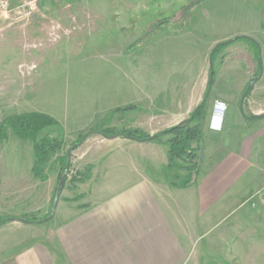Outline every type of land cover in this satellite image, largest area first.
Segmentation results:
<instances>
[{
  "label": "rangeland",
  "instance_id": "1",
  "mask_svg": "<svg viewBox=\"0 0 264 264\" xmlns=\"http://www.w3.org/2000/svg\"><path fill=\"white\" fill-rule=\"evenodd\" d=\"M2 1L8 5L3 7ZM245 33L250 39L236 40L247 37L240 35ZM226 42L231 44L214 56L215 82L230 102L239 100L251 79L260 76V50L262 76L244 109L249 116L263 115L264 0H43L32 14L14 0H0V124L10 116L41 113L63 131L61 149L36 177L34 143L11 128L0 129V258L23 250L33 239L58 234L61 213L80 196V185L94 166L96 176L105 170L107 176L126 173L124 165H113L141 149L123 137L94 133L80 143L82 136L108 130L160 133L151 130L160 125V108L170 109L176 87L193 80L216 46ZM129 107L134 110L124 111ZM207 108L205 103L202 119L192 124L202 141ZM252 124L260 125L262 134V201L255 215L264 239V118ZM175 137L161 139L171 142ZM76 144L80 146L73 150ZM64 158L69 170L53 219L5 223L7 218L42 221L51 216L67 169ZM153 162L147 161L148 171L158 173L160 166ZM174 165L182 184L190 164L177 159Z\"/></svg>",
  "mask_w": 264,
  "mask_h": 264
},
{
  "label": "crops",
  "instance_id": "2",
  "mask_svg": "<svg viewBox=\"0 0 264 264\" xmlns=\"http://www.w3.org/2000/svg\"><path fill=\"white\" fill-rule=\"evenodd\" d=\"M211 63L203 62L193 80L176 87L172 107L160 108V125L151 127L165 131L205 101L204 159L192 186H177L167 143L126 139L141 148L113 165H124L126 173L107 176L105 170L96 176L94 166L80 185V196L61 213L58 234L33 239L0 258V264H264L255 215L262 201V134L260 125L252 124L261 114L245 111L250 93L230 102L218 80L206 93ZM219 104L226 113L214 130L211 117ZM148 160L159 164L158 173H149Z\"/></svg>",
  "mask_w": 264,
  "mask_h": 264
},
{
  "label": "trees",
  "instance_id": "3",
  "mask_svg": "<svg viewBox=\"0 0 264 264\" xmlns=\"http://www.w3.org/2000/svg\"><path fill=\"white\" fill-rule=\"evenodd\" d=\"M250 39L248 37H238L236 40ZM252 40V39H251ZM257 49L260 47L256 42H253ZM231 42L221 43L211 54V61L214 64V56L216 52L225 46L230 45ZM215 82V72L213 68L210 73V81L208 83V91ZM207 91V92H208ZM134 110V108H127L124 111ZM118 111H123L118 109ZM205 113V101H203L192 113L189 119L182 123L167 129L163 132L157 133L156 135L150 136L138 130H123L122 132L116 133L112 130L91 132L80 138V143L90 137L91 134L99 133L105 137H123L129 140L156 142V143H167L170 146L169 150V168L175 167L174 162L177 159L182 160L186 164H190L188 169L189 172L187 179L182 184H177L179 187H190L192 186L198 177L200 166L204 159L203 141L200 135L199 128L192 127V124L202 119ZM11 128L14 132L22 139H29L34 143V150L36 154V161L33 168L34 175L39 177L41 175L43 167L49 162L51 156L61 149L63 144V131L60 124L51 116L41 113H25L22 115H14L8 117L2 124L0 129ZM169 134H176L173 141H163L161 138ZM52 135H57L51 138ZM197 143V147L193 148L192 144ZM68 164L66 159H61L62 166L67 167L69 165V156L67 155ZM28 222H34L29 220Z\"/></svg>",
  "mask_w": 264,
  "mask_h": 264
},
{
  "label": "water",
  "instance_id": "4",
  "mask_svg": "<svg viewBox=\"0 0 264 264\" xmlns=\"http://www.w3.org/2000/svg\"><path fill=\"white\" fill-rule=\"evenodd\" d=\"M260 56H261V52H260ZM260 65L262 67V62L260 61ZM211 66H212V63H211ZM262 76V68H261V73H260V76L259 77H254L253 79H251L250 83H249V86L244 94V96L246 97L249 93H251L253 90H254V87L255 85L258 83V81L260 80ZM257 118H264V114L257 117ZM114 138H117V136H114V137H110V139H114ZM140 142H146V141H140ZM80 146V144H76L72 149L73 150H76L78 147ZM68 170H69V166L67 167L61 181H60V184L57 188V191L55 193V197H54V201H53V207H52V211H51V216L47 219H44L42 221H34V222H28L26 220H23V219H15V218H7L4 220L5 223H10V222H14V221H20V222H24V223H46L50 220L53 219L55 213H56V210H57V207H58V204H59V201H60V197H61V194H62V191L64 189V186H65V181H66V177L68 175ZM0 226H1V223H0Z\"/></svg>",
  "mask_w": 264,
  "mask_h": 264
},
{
  "label": "built area",
  "instance_id": "5",
  "mask_svg": "<svg viewBox=\"0 0 264 264\" xmlns=\"http://www.w3.org/2000/svg\"><path fill=\"white\" fill-rule=\"evenodd\" d=\"M18 3L20 9H25L28 11V14H32L39 6L43 0H14ZM8 2L2 1V6L6 7ZM215 112L213 115L214 119V128L219 129L223 122L224 110L225 107L221 104L215 107ZM262 200V198H261Z\"/></svg>",
  "mask_w": 264,
  "mask_h": 264
},
{
  "label": "clouds",
  "instance_id": "6",
  "mask_svg": "<svg viewBox=\"0 0 264 264\" xmlns=\"http://www.w3.org/2000/svg\"><path fill=\"white\" fill-rule=\"evenodd\" d=\"M215 108H214V111H213V114H212V117H211V122H212V128L214 129V130H218V129H215L214 128V119H213V115H214V112H215ZM225 113H226V108H225V110H224V116H225ZM224 116H223V122H224ZM222 122V123H223Z\"/></svg>",
  "mask_w": 264,
  "mask_h": 264
}]
</instances>
